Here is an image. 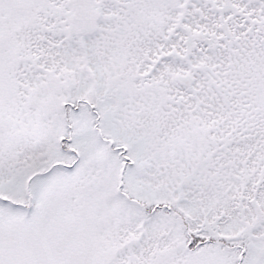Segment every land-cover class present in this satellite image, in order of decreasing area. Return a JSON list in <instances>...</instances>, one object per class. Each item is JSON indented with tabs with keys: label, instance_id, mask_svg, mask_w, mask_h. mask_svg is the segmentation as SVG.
<instances>
[{
	"label": "snow or ice",
	"instance_id": "1",
	"mask_svg": "<svg viewBox=\"0 0 264 264\" xmlns=\"http://www.w3.org/2000/svg\"><path fill=\"white\" fill-rule=\"evenodd\" d=\"M0 264H264V0H0Z\"/></svg>",
	"mask_w": 264,
	"mask_h": 264
}]
</instances>
